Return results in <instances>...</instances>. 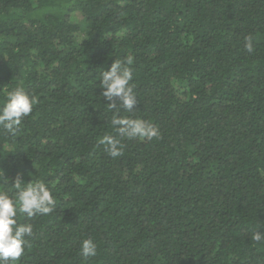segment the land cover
Returning <instances> with one entry per match:
<instances>
[{"label": "trees", "instance_id": "1", "mask_svg": "<svg viewBox=\"0 0 264 264\" xmlns=\"http://www.w3.org/2000/svg\"><path fill=\"white\" fill-rule=\"evenodd\" d=\"M128 57L120 115L160 138L112 158L101 73ZM17 87L36 103L0 129V189L40 180L56 201L18 215V264H264V0H0V106Z\"/></svg>", "mask_w": 264, "mask_h": 264}, {"label": "clouds", "instance_id": "2", "mask_svg": "<svg viewBox=\"0 0 264 264\" xmlns=\"http://www.w3.org/2000/svg\"><path fill=\"white\" fill-rule=\"evenodd\" d=\"M245 49L253 51L252 38H245ZM133 58L125 61L114 60L107 71H102L100 88L103 97L109 101L113 110L110 121L115 135L106 134L99 143L106 147L107 154L116 158L122 154L124 138L148 139L160 138L158 126L142 118L120 115L121 111L132 113L137 104L134 93L135 85L131 83ZM36 100L23 87L7 92L5 101L0 106V129L7 134H14L25 117L32 111ZM3 172L0 171V184H7ZM15 193L0 189V264H18L24 255L27 238L33 235V225L18 223V215L33 218L37 215H48L55 209L56 201L49 187L40 180L25 183L17 176L14 183ZM255 242H264V232L255 231L251 237ZM80 254L84 259L97 254V246L90 239L81 242Z\"/></svg>", "mask_w": 264, "mask_h": 264}]
</instances>
